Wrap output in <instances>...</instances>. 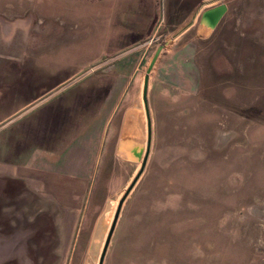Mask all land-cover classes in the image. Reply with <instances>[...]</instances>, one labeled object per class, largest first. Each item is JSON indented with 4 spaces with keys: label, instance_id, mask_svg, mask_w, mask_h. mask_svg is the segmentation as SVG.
<instances>
[{
    "label": "rangeland",
    "instance_id": "rangeland-1",
    "mask_svg": "<svg viewBox=\"0 0 264 264\" xmlns=\"http://www.w3.org/2000/svg\"><path fill=\"white\" fill-rule=\"evenodd\" d=\"M164 8L169 34L194 24L177 83L149 69L164 38L130 69ZM145 79L149 153L101 264H264V0H0V264H99L145 155Z\"/></svg>",
    "mask_w": 264,
    "mask_h": 264
},
{
    "label": "crops",
    "instance_id": "crops-1",
    "mask_svg": "<svg viewBox=\"0 0 264 264\" xmlns=\"http://www.w3.org/2000/svg\"><path fill=\"white\" fill-rule=\"evenodd\" d=\"M169 11L170 10H168L167 8H164L163 11L164 15L161 16L160 18L156 16L154 12H152L151 14H146L145 16L148 18L147 23L139 22L135 25V29H132V31L134 33H137L138 35L136 38H134L135 40L133 43L135 44L133 45L136 46L135 48L131 49L132 50L131 52L140 49H142L143 51H140L141 52L140 55H138L137 60L133 61V64L130 69H139L142 60H144V58H146L149 55V46L152 43L157 42L159 39L164 38L162 42H164L165 44H163L164 46L160 49L154 66V68L157 69L156 78L159 82L177 83L180 80L178 78L179 69H195V63L193 60L195 58L196 47L191 40L185 39L187 32L191 30L194 24L193 25L189 24V26H185L181 30H179L180 29L179 28L177 29V32L172 35L169 34L168 29L165 31L162 30V28L166 27L165 25L166 23L164 22V19L169 15ZM200 12L201 11H197L195 17H197V15ZM177 25L178 24H175L174 22L167 23V27L172 29L176 28ZM161 45L162 44H159L157 46V49ZM121 56H124V54ZM134 58L136 57L134 56L133 58L127 59V64L132 63V60ZM125 68H126L125 65H121V67H119V69H125ZM120 78L121 76L118 75L117 80H115L114 84L109 89L101 109L105 108L108 102H110V100H112L113 97L116 96L115 91L119 87L118 82H120ZM128 85L129 84H127L125 91H123L121 95L118 94V96L115 97V101L118 99V97H120L119 102H117V105L115 104V102H113V104H115L117 107L119 106L120 101L123 99V97H125V93L127 91ZM117 107L115 109H117ZM109 122L110 121H108V123ZM59 160H63V159H61L60 157ZM57 167L58 165L52 168V170H54L55 173L56 171L58 172V170L56 169ZM72 167H73L72 161L66 162L64 159L63 163H61V161L59 163V169H62L60 171L62 172L67 171V173L69 172L70 174L74 175L76 171ZM15 184L20 185V182L16 181L14 183L9 180L6 185L7 189L9 191L13 190L14 188L13 185L15 186Z\"/></svg>",
    "mask_w": 264,
    "mask_h": 264
},
{
    "label": "water",
    "instance_id": "water-1",
    "mask_svg": "<svg viewBox=\"0 0 264 264\" xmlns=\"http://www.w3.org/2000/svg\"><path fill=\"white\" fill-rule=\"evenodd\" d=\"M165 44V43H164ZM164 45L162 44L155 52L154 56H153V60H152V63L149 67V69L152 68L155 60L157 59V56L159 54V51L160 49L163 47ZM146 80L145 79V83H144V90H143V105H144V109H145V115H146V119H147V146H146V150H145V155L143 157V161H142V164H141V167L138 171V173L135 175V177L132 179V181L130 182V184L128 185V187L126 188V190L124 191L120 201H119V204H118V207H117V211H116V214H115V217H114V221L112 223V226H111V229L109 231V234H108V237H107V241H106V245L104 246V249H103V252H102V255H101V258H100V261H99V264L102 263L103 261V258H104V255H105V252H106V248H107V244L109 242V239H110V236L112 234V231H113V227L115 225V221H116V218H117V215L119 213V210L121 208V205L123 203V201L125 200V198L127 197V195L130 193V191L132 190V188L134 187L135 183L137 182L139 176L141 175L142 171H143V168L145 166V162H146V159H147V155L149 153V145H150V137H151V131H150V120H149V115H148V109H147V102H146V91H147V84H146Z\"/></svg>",
    "mask_w": 264,
    "mask_h": 264
},
{
    "label": "flooded vegetation",
    "instance_id": "flooded-vegetation-1",
    "mask_svg": "<svg viewBox=\"0 0 264 264\" xmlns=\"http://www.w3.org/2000/svg\"><path fill=\"white\" fill-rule=\"evenodd\" d=\"M230 6V5H229ZM216 5H212L209 9H207L206 12H202L200 15L202 16V19H205L207 15H214L217 16L216 19L227 9L221 11L220 13L216 12Z\"/></svg>",
    "mask_w": 264,
    "mask_h": 264
},
{
    "label": "bare ground",
    "instance_id": "bare-ground-1",
    "mask_svg": "<svg viewBox=\"0 0 264 264\" xmlns=\"http://www.w3.org/2000/svg\"><path fill=\"white\" fill-rule=\"evenodd\" d=\"M216 12L217 13H220L221 11H223V10H225L226 8H228L229 7V5H227V4H216ZM3 186V185H2ZM19 211V210H18Z\"/></svg>",
    "mask_w": 264,
    "mask_h": 264
}]
</instances>
